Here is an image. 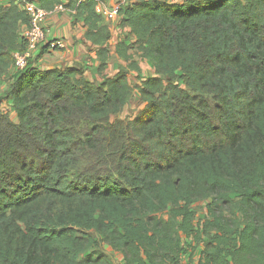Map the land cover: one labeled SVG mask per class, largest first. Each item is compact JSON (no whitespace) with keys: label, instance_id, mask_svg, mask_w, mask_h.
Masks as SVG:
<instances>
[{"label":"trees","instance_id":"1","mask_svg":"<svg viewBox=\"0 0 264 264\" xmlns=\"http://www.w3.org/2000/svg\"><path fill=\"white\" fill-rule=\"evenodd\" d=\"M32 1L83 18L102 72L97 0ZM119 18L127 65L97 83L80 65L15 69L29 15L0 5V264H115L102 244L123 264L198 248L196 264H264V0H128ZM134 55L155 75L131 85ZM134 87L143 107L121 119Z\"/></svg>","mask_w":264,"mask_h":264},{"label":"crops","instance_id":"2","mask_svg":"<svg viewBox=\"0 0 264 264\" xmlns=\"http://www.w3.org/2000/svg\"><path fill=\"white\" fill-rule=\"evenodd\" d=\"M65 2L66 0H62ZM116 0H98L96 5V12L100 14L101 10L106 8H110ZM6 4V0H0V5ZM114 19L112 21H108L104 19V22L109 24L111 37L108 42V49L110 51V57L104 66L102 72H99V58L96 54L98 50V46L92 44L90 41L86 40L84 37L85 34V27L83 24V18L80 16L76 21L68 12H51L50 14L46 15L43 21V27L46 33V39L52 38H59L63 40L64 47L61 49H47L43 54H41L40 50L34 51L33 56V64L35 67L39 69H64L66 67L80 65L83 68L84 76L90 81H96L97 83L103 82L104 78L110 77L114 75L121 66H126L127 62L118 57L115 54V46L116 43L120 39H125L127 42L132 41L131 37L128 34L123 36L122 31L125 33L128 32V28L119 26L118 28L114 26L113 23L117 21ZM25 26L22 25L19 28V33L24 30ZM133 59L138 64L139 70H130L128 72L127 78L129 83L132 85L133 76H136L135 79L136 84L139 81L144 80L148 77L154 76V67L153 65L146 61L141 60L138 56H134ZM11 69L4 75L0 77V96L8 89L9 87V77L11 75ZM138 79V80H137ZM133 96L135 98H141L140 94L137 89H134ZM142 101V100H141ZM131 101H128L125 106L130 107ZM142 103V107H143ZM124 106V107H125ZM1 109L5 112L9 113L10 118L13 120V117H16V114L13 110L11 100L5 99L2 101ZM141 110V109H140ZM123 115L120 116L121 119H125V112H122ZM13 115V116H12ZM129 117L128 119L133 118ZM17 121V118L15 120ZM192 254V258L190 257L191 252L188 251L187 253L182 255L183 262H190L191 264L197 263L198 252ZM190 257V258H189Z\"/></svg>","mask_w":264,"mask_h":264},{"label":"built area","instance_id":"3","mask_svg":"<svg viewBox=\"0 0 264 264\" xmlns=\"http://www.w3.org/2000/svg\"><path fill=\"white\" fill-rule=\"evenodd\" d=\"M19 6L24 9L29 15V23L21 32L22 39L26 42V48L23 52L13 53L15 69L25 67L29 61L33 60L34 51L42 49L43 46L48 45V49H61L64 47L62 39L52 38L46 39L43 21L46 15L51 12H64L68 11L73 13L72 10L66 9L62 4L54 7L51 11H45L35 1L32 0H15ZM98 2V0H97ZM128 0H116L115 3L104 10L100 14L102 18L112 21L119 17V10L127 4Z\"/></svg>","mask_w":264,"mask_h":264},{"label":"rangeland","instance_id":"4","mask_svg":"<svg viewBox=\"0 0 264 264\" xmlns=\"http://www.w3.org/2000/svg\"><path fill=\"white\" fill-rule=\"evenodd\" d=\"M167 1H169V2H179V3H181V2H183L184 0H167ZM66 2V1H65ZM65 12H68V11H65ZM69 14H71L70 12H68ZM120 19V18H119ZM119 19L117 20V21H115V23H113L114 24V26H116L117 28L120 26L119 25ZM109 24L111 25L112 23L111 22H109ZM122 35L124 36H126L127 35V37H128V32L127 33H125L124 31H122ZM134 56H137V55H134ZM139 58V57H138ZM140 59V58H139ZM142 60V59H141ZM143 61V60H142ZM137 77L136 76H133V80L131 81L132 82V85H135V83H136V81H135V79H136ZM138 80V79H137ZM179 84H180V86H182L183 87V84L181 83V82H179ZM135 88V87H134ZM136 89V88H135ZM130 101L132 102L131 103V106L130 107H128V106H125L124 108H123V110H122V112H125V114H124V116H125V119H127V118H129V117H132L133 115H136L139 111H140V109L142 108V101H141V98H135L134 96H132V98L130 99ZM120 113L119 115H118V117H120L121 115H123V113ZM9 114V113H8ZM13 116V115H12ZM15 118L16 117H13V120H15ZM115 118V116H112L111 117V120H113ZM206 204V202L205 201H203V202H198V203H196L195 205H194V208H195V211H196V216L197 217H201L202 215H203V209H204V205ZM102 246L108 251V253L112 256V258H113V260H114V262H115V264H123V259H122V255L121 254H119V253H115V252H113L112 250H109V248L107 247V245L106 244H102Z\"/></svg>","mask_w":264,"mask_h":264}]
</instances>
